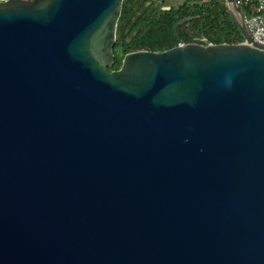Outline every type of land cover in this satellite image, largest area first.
<instances>
[{
  "label": "water",
  "instance_id": "water-1",
  "mask_svg": "<svg viewBox=\"0 0 264 264\" xmlns=\"http://www.w3.org/2000/svg\"><path fill=\"white\" fill-rule=\"evenodd\" d=\"M123 0H0V264H264V43L113 47Z\"/></svg>",
  "mask_w": 264,
  "mask_h": 264
},
{
  "label": "trees",
  "instance_id": "trees-1",
  "mask_svg": "<svg viewBox=\"0 0 264 264\" xmlns=\"http://www.w3.org/2000/svg\"><path fill=\"white\" fill-rule=\"evenodd\" d=\"M245 16L251 5L235 0ZM165 0H123L116 26L113 47L114 62L110 70L118 69L124 55L136 50L162 51L175 45L173 24L188 18L176 27L184 43L204 39L211 43H239L243 37L231 18L225 0H183L178 5L163 8Z\"/></svg>",
  "mask_w": 264,
  "mask_h": 264
},
{
  "label": "built area",
  "instance_id": "built-area-1",
  "mask_svg": "<svg viewBox=\"0 0 264 264\" xmlns=\"http://www.w3.org/2000/svg\"><path fill=\"white\" fill-rule=\"evenodd\" d=\"M245 5H251V12L245 16L247 27L252 36L264 43V0H243Z\"/></svg>",
  "mask_w": 264,
  "mask_h": 264
},
{
  "label": "rangeland",
  "instance_id": "rangeland-1",
  "mask_svg": "<svg viewBox=\"0 0 264 264\" xmlns=\"http://www.w3.org/2000/svg\"><path fill=\"white\" fill-rule=\"evenodd\" d=\"M183 1V0H182ZM173 4H176V2L174 0L169 1V0H165V2L163 3L162 7L163 8H169L171 6H174ZM176 6V5H175Z\"/></svg>",
  "mask_w": 264,
  "mask_h": 264
},
{
  "label": "crops",
  "instance_id": "crops-1",
  "mask_svg": "<svg viewBox=\"0 0 264 264\" xmlns=\"http://www.w3.org/2000/svg\"><path fill=\"white\" fill-rule=\"evenodd\" d=\"M167 1V0H166ZM169 1H172V0H169ZM176 2V4H173V5H178L179 3L182 2V0H174Z\"/></svg>",
  "mask_w": 264,
  "mask_h": 264
}]
</instances>
